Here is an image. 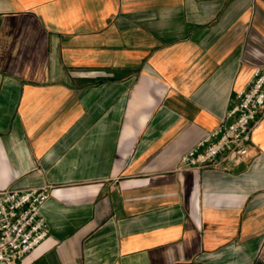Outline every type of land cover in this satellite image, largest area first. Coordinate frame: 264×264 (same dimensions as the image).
Listing matches in <instances>:
<instances>
[{
	"label": "crops",
	"instance_id": "crops-1",
	"mask_svg": "<svg viewBox=\"0 0 264 264\" xmlns=\"http://www.w3.org/2000/svg\"><path fill=\"white\" fill-rule=\"evenodd\" d=\"M264 70V0H0V191L49 187L18 264H264V120L180 158Z\"/></svg>",
	"mask_w": 264,
	"mask_h": 264
},
{
	"label": "built area",
	"instance_id": "built-area-1",
	"mask_svg": "<svg viewBox=\"0 0 264 264\" xmlns=\"http://www.w3.org/2000/svg\"><path fill=\"white\" fill-rule=\"evenodd\" d=\"M263 120L264 70L255 69L218 126L181 156V168L200 170L245 158L252 133ZM49 196V187L0 191V264H18L47 239L42 208Z\"/></svg>",
	"mask_w": 264,
	"mask_h": 264
}]
</instances>
